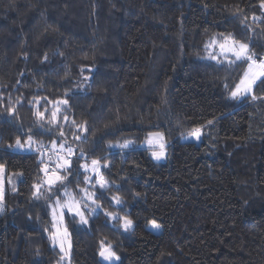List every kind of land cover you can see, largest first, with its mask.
Wrapping results in <instances>:
<instances>
[{
	"label": "trees",
	"instance_id": "1",
	"mask_svg": "<svg viewBox=\"0 0 264 264\" xmlns=\"http://www.w3.org/2000/svg\"><path fill=\"white\" fill-rule=\"evenodd\" d=\"M221 34L264 57L260 0H0V264H107L101 240L114 264H264V99L230 98L246 64L208 58ZM254 93L264 97V84ZM198 127L199 142L180 140ZM153 131L165 161L141 146ZM29 135L30 150L8 147ZM58 150L71 168L37 199ZM94 159L104 189L85 182L81 165ZM65 187L77 200L94 191L101 205L90 215L85 201L86 225L65 214L68 263L50 240V205Z\"/></svg>",
	"mask_w": 264,
	"mask_h": 264
},
{
	"label": "snow or ice",
	"instance_id": "2",
	"mask_svg": "<svg viewBox=\"0 0 264 264\" xmlns=\"http://www.w3.org/2000/svg\"><path fill=\"white\" fill-rule=\"evenodd\" d=\"M260 7L264 9V0H260ZM253 20H256L257 17L253 16ZM245 18L242 23L246 25ZM206 49H212L209 51L208 58L215 60L217 63H223L225 61L228 62L229 65L235 64L237 62H243L246 64V70L243 72L239 81L230 89V98L232 99H240L251 97L252 100L264 99V97H258L254 93V88L257 86V83L264 84V57H257L255 52L251 50L250 44L248 42H243L241 40L236 39L232 34L223 35L221 34L219 39L213 38L208 44L205 45ZM223 58V59H221ZM87 79V77H85ZM225 88H228V85L225 84ZM62 104H67V101L58 102ZM60 112V108L57 106L55 111L51 113V120L49 123H55L57 119V114ZM37 117L40 119L44 118V113L37 111ZM65 119H67L65 117ZM75 123V121H73ZM209 125L213 123L212 120L207 122ZM83 127V125H81ZM63 135V133H61ZM189 136L195 137L197 140L200 139L202 135V128H194L189 133ZM80 137H77L79 139ZM36 143L33 137L29 135L27 139L22 142L19 137L16 138L14 145H8V147H15L17 149L28 148L29 150L32 148V145ZM129 141H125L124 144L119 145L121 148H126L129 145ZM147 143L153 149L152 156L156 160H160L165 156V142L162 133H149L147 138ZM53 147H55V142H53ZM61 151L67 152L68 156L73 155V149L68 147L64 148V145H60ZM56 155L55 167L50 168L48 165H45L41 171L44 173V181L39 184H34V192L33 196L37 199L42 195V189L47 186V190L51 192L53 187L59 183L63 184L65 180V176L61 175L62 172L67 171V169L71 168L70 159L66 158L59 153H54ZM83 155V153H81ZM51 159V158H50ZM43 163V161H41ZM92 171L99 175V165L100 162L98 160H92ZM81 167L85 170L89 168L88 164H83ZM5 169L3 165H0V212L3 211V201H4V184H3V173ZM85 182H89V177L85 176ZM101 189H104L107 185V181L101 176L97 181ZM80 192L83 193L79 200L76 199V194L69 191L66 187L63 192V196L66 199L61 202V199L58 197L54 205H50L52 208V231L50 232V240L53 245H58L60 251L63 253L61 259L63 260L65 257H69L71 243H70V234L68 232L67 226L64 223V215L65 209L72 213L75 216H78L80 219V223L87 224L88 220L85 216L84 208H87V203L85 201H91L92 204H95L96 207H101V205L97 202V196L95 192L89 191L87 188H81ZM113 200L116 204L122 203V200L119 196H114ZM59 210V213L58 211ZM106 215L111 217L112 219H118L117 215L112 212H106ZM120 220L123 221V227L127 231L131 229L133 225V221L128 219L127 216L119 217ZM152 227L159 228V225L155 222H151ZM47 230V229H46ZM99 255L108 261L113 259H119L116 256V253L112 250L111 244H105L104 240L100 242Z\"/></svg>",
	"mask_w": 264,
	"mask_h": 264
},
{
	"label": "rangeland",
	"instance_id": "3",
	"mask_svg": "<svg viewBox=\"0 0 264 264\" xmlns=\"http://www.w3.org/2000/svg\"><path fill=\"white\" fill-rule=\"evenodd\" d=\"M209 51H212V49H208V53H209ZM245 70H246V68H245ZM156 132H159V133H162V132H160V131H153V132H150V133H156ZM163 134V133H162ZM148 136H149V134L146 136V138L142 141V143H141V146L143 147V148H146L149 152H150V155H151V157H152V159L154 160V161H156V162H162V161H165L166 160V157H167V151H166V149H165V156H164V158H162V159H160V160H156V159H154L153 158V156H152V151H153V149L149 146V144L147 143V138H148ZM163 137H164V134H163ZM200 139H201V137H200ZM200 139H196L195 137H192V136H189L188 135V133H186V134H183V135H181V137H180V140L181 141H193V142H199L200 141ZM164 142H165V146H166V140H165V137H164ZM54 153H59L60 155H63V156H65L64 154H62V152L61 151H57V152H54L53 151V153H52V158H53V160L54 161H56V155L54 154ZM89 165V168L86 170L87 172H88V177H89V180L92 178V177H94L95 178V181H96V183H97V181L100 179V177L102 176V174H101V170H102V167H103V163H100V165H99V175H97L95 172H93L92 171V165L91 164H88ZM4 178H5V171H4V173H3V183H4ZM90 183V181L88 182V184ZM98 184V183H97ZM89 186H91V185H88V187ZM92 192H94V191H92ZM66 199V197H64V199H62L61 200V202H63L64 200ZM88 203H91V201H87ZM52 205H54V204H52ZM88 207L89 206H87V208H84L83 210H84V212H85V216H86V218L88 217L87 216V214H86V210L88 209ZM98 209V207L97 208H95V210H89V214L91 215V214H93L96 210ZM58 211V213H59V210H57ZM65 211V214H69V215H73L72 213H70V212H68L66 209L64 210ZM1 213V212H0ZM52 208L50 207V216H51V218H52ZM74 216V215H73ZM77 219H78V221H80V219H79V217L78 216H75ZM151 222L152 221H149L148 223H147V225H146V227H147V229L148 230H150V231H152L153 233H156V234H158V233H160L161 232V226L159 225V228H154V227H152V224H151ZM64 223H65V215H64ZM83 225H86V224H83ZM121 225H122V227H123V221L121 222ZM124 228V227H123ZM52 245H53V243H52ZM53 246H56L57 247V249L60 251V248H59V246L58 245H53ZM60 253H61V256L63 255V253L60 251ZM117 256V255H116ZM102 258V257H101ZM68 259H69V257H65L63 260L61 259V262L62 263H68ZM102 260L104 261V262H106L107 264H114L118 259H113V260H111V261H108V260H105V259H103L102 258Z\"/></svg>",
	"mask_w": 264,
	"mask_h": 264
}]
</instances>
